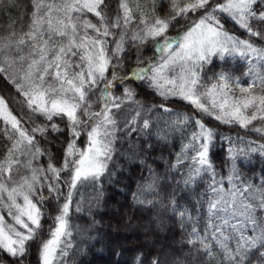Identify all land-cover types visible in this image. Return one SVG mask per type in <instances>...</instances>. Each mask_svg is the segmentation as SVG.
I'll return each mask as SVG.
<instances>
[{
  "label": "snow or ice",
  "instance_id": "obj_1",
  "mask_svg": "<svg viewBox=\"0 0 264 264\" xmlns=\"http://www.w3.org/2000/svg\"><path fill=\"white\" fill-rule=\"evenodd\" d=\"M15 6L17 0H0V8L11 11ZM226 21L248 38L230 32ZM8 28L0 37V79L15 89L13 101L21 106V116L0 95V137L7 141L0 157V253L10 258L0 257V264H30L37 240L39 264H57L66 256L74 192L86 183H101L106 173L111 177L117 143L133 134L150 137L152 120L144 114L156 111L166 116L168 131L194 125L170 164L173 171L187 168L184 188L195 185L202 174L210 177L194 206L196 216L181 207L175 193L167 204L159 201L186 233L183 243L197 257L196 264H264V183H249L237 170V161L251 153L264 156V143L221 136L229 144L231 165L225 190L210 159L216 132L202 119L241 129L252 126L264 134V46L252 39L264 40V0H30V10L26 5L25 14ZM150 41L153 54L144 59L142 46ZM132 49L135 63L127 65L125 55ZM214 56L247 61V84L226 70L208 76L205 67ZM133 82L161 103H141ZM169 100L182 101L192 114L175 111ZM126 105L136 106L135 115H119ZM25 119L31 128L25 127ZM57 134L66 137L59 159L51 143ZM82 135L87 137L83 149L77 145ZM168 138L167 132L157 136L164 143ZM152 148L150 141H129L125 154L137 158ZM154 188L147 186L148 191ZM144 190L133 193V201L156 207L155 201L142 198ZM46 203L54 205L55 215L43 239ZM75 210L81 211L79 204ZM173 255L160 245L138 254L134 264H185Z\"/></svg>",
  "mask_w": 264,
  "mask_h": 264
},
{
  "label": "rangeland",
  "instance_id": "obj_2",
  "mask_svg": "<svg viewBox=\"0 0 264 264\" xmlns=\"http://www.w3.org/2000/svg\"><path fill=\"white\" fill-rule=\"evenodd\" d=\"M26 5L30 10V0H17V6L12 7L11 11H8L6 8H0V17L2 14H5V16L15 14V19H18L25 14ZM91 19L96 22L95 17H91ZM26 22L25 17V26ZM17 27L19 28V25H17ZM5 35H7V33L5 34L0 28V37ZM214 60H219V62H230L233 66L237 65V63L241 64L240 72L236 77L240 78L241 85L247 84L249 78L243 75V73L247 71V61L242 60L239 56H226L223 61L220 60L218 56H214L212 61ZM210 65H206L205 67L208 76H211L213 73L207 70ZM117 94L119 95V92H117ZM13 95L14 94L11 92L8 94L11 98V104L15 106V111L21 112V106L13 101ZM137 100L147 106L158 104V102H152L140 97H137ZM135 107V105L130 107L126 105L125 109L119 115L122 117H131L132 115H135ZM15 113L13 111L14 115H16ZM188 114L191 115V113ZM144 115L151 117L153 124L151 130L152 135L149 137L133 134L132 139L135 141H152L154 147H157L164 154L165 159L163 169L158 172L157 176L138 186L135 193L140 191L143 187L145 190L142 192V198L155 201L156 207L139 205L133 202L132 197L133 208L131 212H134L133 219L132 216L123 214L118 216V218H120L116 223H114V220L111 218L107 221L104 220V223L101 222V224H95V228L87 230L83 229L82 225L80 226L78 222L76 223V216H84L92 212L101 211V207L106 202L107 198L113 195L111 189L117 180L123 176H128L134 170H138L140 173L148 172L150 170L145 155L138 154L137 158H132L131 155L125 154L128 151L129 140L128 142H125L127 137H124L122 141L117 143V151L114 154V160L109 164V172H112L113 175L109 177V174L106 173L105 176L101 178V183L95 186L86 183L74 192L73 205L69 214V227L72 234L71 236L65 237V239L70 242L71 247L66 249V256L58 258L57 264H134V258L138 254L141 252L147 253L150 250L155 251L160 245H164L166 249L171 250V252L174 253L172 259L177 260L176 248L186 244L183 243L186 240V233L180 234L178 232V230L181 231L180 228L176 230L175 227H179L176 218L172 216L170 211H165L159 201L161 200V197L165 196L166 202L164 204H167L168 196L175 193L176 200L181 207L188 208L189 212H191L193 216H196V207L194 206H198L197 198L204 194L207 185L210 182V177L206 174H202L195 185L191 186L189 189H185L182 183V177L184 173L187 172V168L183 165H181V170L179 171H173L170 168V164L175 162L176 155L181 151L182 144L186 143V138L191 135L194 125H189L187 130L183 132L168 131L165 127L166 116L164 114L156 111L155 113H145ZM18 116L20 117L21 114H18ZM27 122L28 121L25 119L24 124ZM31 126L33 125L31 124ZM163 132H167L168 134L169 138L167 143L157 140L158 134H162ZM122 134L123 133L120 135ZM263 161L264 156L259 152L251 153L247 158L238 160L237 170L240 177L256 186L264 183V173L263 169H261L262 163H264ZM185 163H190V161H185ZM230 167L231 165L227 160L226 175L224 174V176L218 177L216 174V179L222 182L225 190H227V187L229 186L227 178L230 174ZM235 183L239 184L240 180L237 179ZM151 184H155V188L152 191H148L147 186ZM67 190L66 187L63 188L65 193H67ZM193 192H195V195H193ZM77 204H79L81 208V211L79 212L75 210ZM134 204H136L137 210L134 209ZM206 207L207 205L205 204L204 208L206 209ZM45 208L46 215L42 221L43 239L48 238V229L50 226H54L53 220L50 217L55 215L54 205L49 207L46 203ZM107 208L112 211L117 210L116 205H110L109 203L106 204V209ZM3 214L7 216L6 212ZM200 215L203 216V210L200 212ZM160 223H163V229L159 228ZM201 223L203 222L201 221ZM107 230L111 235L106 234ZM115 236H119L120 239L117 241L111 240V238ZM38 249L39 240L32 242L28 257L30 264H39ZM0 257L10 259L7 258L4 253H0ZM254 264H256V262H254Z\"/></svg>",
  "mask_w": 264,
  "mask_h": 264
},
{
  "label": "trees",
  "instance_id": "obj_3",
  "mask_svg": "<svg viewBox=\"0 0 264 264\" xmlns=\"http://www.w3.org/2000/svg\"><path fill=\"white\" fill-rule=\"evenodd\" d=\"M15 18H16L15 14H11L10 16H5V14L1 15L0 28L5 32V34L8 33L9 31V28H8L9 23ZM181 23H183V21ZM225 26L230 32L234 33L235 35L241 38H244V39L248 38L247 34L244 33L243 30L240 29L238 26H235L231 21H226ZM178 28H179V25H177L176 27L170 28L169 33L174 35ZM252 39L256 41L259 46H264V40H257V38L255 37H253ZM142 48H143V58L144 59H148L149 57L152 56L153 53H152V42L151 41L148 44L143 45ZM135 53H136V50L132 49L130 52H128L125 55V61H124L125 64L133 65L135 63ZM241 66L242 65L239 63L233 66L230 62H219V60H214L207 70L213 73L219 72L221 70H226V71H230L233 74V76L236 77L240 72ZM138 83L139 82H133L132 86L136 87ZM136 91H137V97L143 98L145 100H150L152 102H158V104L161 103V98L158 96H155L149 89L145 87H142V86L136 87ZM10 92L14 94L12 97L17 96V94L15 93V89L12 88V86L9 85L7 81L0 79V95H3L9 101L12 111H14V113L16 112L15 114L16 116H18V114H21V112L15 111V106L11 104V98L8 96ZM167 103L169 107L173 108L174 110L184 111L186 113H191V114L193 112L191 107L188 105H185L182 101L177 100L173 102L169 100L167 101ZM24 112L25 113L27 112L26 108H24ZM202 119L208 127L213 128L216 132V139H214L213 141V144L215 146L210 151V159L212 161L214 170L218 177H222L224 176V174L226 175L227 150L229 147L228 142L226 140L221 139V136H230L233 139L239 136L243 138V140L245 141H254L256 145H259L260 143H264V134L258 133L252 130V126H250L248 129H241L238 125L221 124L219 121H216L210 117L205 116V117H202ZM40 122L41 120L38 118L36 120V123H40ZM253 123L256 127H261V123L259 121H254ZM25 127L31 128L32 127L31 123L27 122L25 124ZM65 138H66L65 136H61L57 134V138L51 142L54 154L56 155L57 159L62 157V146L64 145ZM86 139H87L86 135H82L81 138L77 141V145L79 148L83 149L85 147ZM128 140L133 141L138 145L143 143L144 141H149V140L135 141L134 139H132V137H127L125 142H128ZM150 142L152 143L153 148L150 150V154H145L150 170L144 173H140L138 170H134L128 176H123L122 178L117 180L115 184L113 185L111 189L113 192V195L107 198L106 202L101 207V211L92 212L84 216H76L75 217L76 223L78 222L80 226L82 225L83 229L85 230L91 229V228L93 229L95 228V224H98V223L101 224V222L104 223L105 222L104 220L107 221L111 218L114 220V223H116V221H118V219L120 218V217L118 218V216L123 215V214L125 215L128 214L129 216H132V219L134 218V215H133L134 212H131L133 208L132 207L133 206V203H132L133 193H135V190L137 189L138 186H140L145 181L157 176L158 172L161 171V169H163V163H164L165 156L161 152V150H159L157 147H154V144L152 141ZM5 143H7V141L4 140L2 137H0V156L3 155V145ZM57 149H60V151H56ZM261 169H263V173H264V163H262ZM64 175H67V174H64ZM161 199L164 200V203L166 202L165 196L161 197ZM107 203H109L110 205L111 204L116 205L117 210L112 211V210H109L108 208L106 209ZM134 209L137 210L136 204H134ZM175 228L177 230L179 227H175ZM178 232L180 234H183L182 231L178 230ZM106 234L111 235V233L108 232V230ZM118 239H120L119 236H115L111 238V240L113 241L115 240L117 241ZM176 256H177L176 257L177 260H183L185 264H196L197 257L195 256L194 253L193 254L189 253L187 244L181 247L178 246L176 248Z\"/></svg>",
  "mask_w": 264,
  "mask_h": 264
}]
</instances>
